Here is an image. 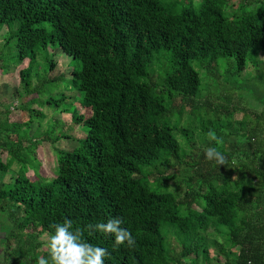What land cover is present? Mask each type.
I'll list each match as a JSON object with an SVG mask.
<instances>
[{
    "label": "trees",
    "instance_id": "obj_1",
    "mask_svg": "<svg viewBox=\"0 0 264 264\" xmlns=\"http://www.w3.org/2000/svg\"><path fill=\"white\" fill-rule=\"evenodd\" d=\"M166 1L0 0L6 44L13 41L17 64L29 59L19 72L25 92L35 95L41 85L65 79L40 78L34 86L31 80L38 75L37 53L60 49L76 62L69 79L89 111L71 112L85 135L71 151L55 155L51 179L39 173V143L23 130L32 120L9 124L6 106L4 118L0 112V223L11 221L6 239L19 241L16 252L26 263L48 254L38 239L54 223L72 219L74 226H86L116 216L135 236V246L115 247L113 236L84 234L108 249L105 264H213L210 247L223 264H264V96L254 109H240L242 99L229 95L226 107L209 104L210 126L220 121L221 107L228 111L227 123L212 128L215 134L195 115L210 141L184 161L192 175L183 198L168 190L175 175L164 176L185 156L177 138L183 108L201 110L195 104L202 87L198 68L213 84L222 79L237 91L252 80L264 82V0H246L249 8L232 18L224 0L190 1L178 13ZM165 55L170 70L161 71ZM222 59L233 61L225 77L213 66ZM46 63L52 71L55 64ZM155 66L159 83L153 81ZM64 98L46 104L59 108ZM181 133L193 149L189 129ZM211 146L228 163L206 159ZM169 229L178 238L177 252L169 248Z\"/></svg>",
    "mask_w": 264,
    "mask_h": 264
},
{
    "label": "rangeland",
    "instance_id": "obj_2",
    "mask_svg": "<svg viewBox=\"0 0 264 264\" xmlns=\"http://www.w3.org/2000/svg\"><path fill=\"white\" fill-rule=\"evenodd\" d=\"M166 1V0H165ZM190 1L194 4L200 0H176L174 3L167 4L175 5L174 11L176 13L180 12L183 7L189 6ZM249 1V0H247ZM256 0L250 1L255 2ZM221 3V1L219 0ZM228 2V3H227ZM246 0H224L222 1V6L224 9L227 6L228 18H232L233 12L240 13L242 10L248 9L249 7L245 6ZM196 5V4H195ZM232 5V6H231ZM252 5V4H251ZM250 5V7H251ZM231 7V9H230ZM226 13V12H225ZM8 36L7 27L3 26L0 28V112H2V117L4 118L5 106L9 110L7 115L9 124H25L27 120L31 119L32 122L27 124L23 130L30 137L36 140L39 145L35 151L36 157L40 163L39 173L41 176L51 179L54 176L55 170V155L59 151H71L77 144V140L84 138L85 129L82 126L75 124L71 120V112L75 109L78 114L88 116L89 111L80 106V96L77 91L72 87V82L70 81L71 71L76 66L69 56L65 55L60 49L59 50H47V52L41 51L36 55V63L38 65V75H31V80L33 86L39 83V79H52L58 78L60 75H64L65 79H62L56 84H48L45 86H40L35 95L31 93H26L24 88L21 85L19 72L21 69H24L28 66L29 59L24 60L22 64H17V54L15 50L13 41L7 46L6 37ZM168 56L165 55V61L162 64V69L167 67L170 70L168 65ZM261 60L264 62V54L260 56ZM50 60L55 64V67L52 71L47 67L46 61ZM233 61L230 62V64ZM220 67H216V64H213L215 68V74L217 76L224 74L228 76V71L232 69V66L229 64L228 59H222L218 62ZM196 63L193 66L196 68ZM263 66V65H262ZM197 69V68H196ZM264 69V67H263ZM167 70V72H169ZM200 71V78L202 81L201 91L197 99H195V104L197 107L201 108L199 112H192L190 107L185 106L181 115V120L177 130V138L182 146L184 157L181 158V166H177L176 169L172 167L166 168L164 170V176L175 175V179H172L168 182V190L171 191L176 199H181L184 197L186 192V184H188V177L192 175L191 169L185 165L184 161H187V158L193 153H197L195 149H201L205 145V142L210 141V136L204 135L202 132V125L200 122L195 121L196 118L199 120V115L203 125H207L210 129H214L218 126L219 122L227 123L225 121L228 111H225L222 107L220 108V114L217 116L220 119L219 122H214L210 126V122L215 120L213 110L209 108L217 106H228L227 99L229 97L236 96L237 99H242L239 107L244 109H254L258 106V96H264V82L261 79H255L248 83H245L244 87L240 90H233L226 83L222 82V79H218L217 84L209 79L210 77L205 76L203 68H198ZM248 73L254 74L253 67L248 66ZM153 81H158V69L157 66L154 67L153 72ZM160 81H158L159 83ZM65 97L64 100L60 103L59 108H55V105L51 103L50 105L46 104V100L49 98L59 99ZM225 96V97H224ZM227 98V99H226ZM234 102V101H233ZM236 102V101H235ZM180 103L179 98L176 99L173 104L174 107H177ZM258 103V104H257ZM238 104V102H236ZM235 105L231 103L233 108ZM64 109H69L64 111ZM178 114V112H176ZM199 114V115H198ZM43 116V117H42ZM176 117V116H175ZM235 118L240 119L238 114ZM183 128L189 129V136L194 148L188 146L184 141L181 130ZM212 133L215 134V131ZM211 133V134H212ZM66 136V138H65ZM205 147V146H204ZM15 169V167L13 168ZM10 171L4 178V181L9 180V175L13 172ZM151 171V170H150ZM28 175L33 176V172L29 171ZM8 218H2L4 222L0 223L1 230L5 237L8 236L11 221L7 220ZM211 232L213 230L209 229ZM31 233V230H26L23 234ZM168 243L171 252H177L179 250L178 238L176 237L175 230L169 229L168 231ZM217 237V235H213ZM219 238V237H218ZM47 236H41L38 241L46 245ZM3 245L2 261L3 264H38L33 261H26L23 259L22 254H18L19 241H8ZM45 248V247H44ZM44 248L40 251L43 252ZM210 258L212 259L213 264H223V257L218 255V252L215 248L210 247L209 250ZM217 260V261H216Z\"/></svg>",
    "mask_w": 264,
    "mask_h": 264
},
{
    "label": "clouds",
    "instance_id": "obj_3",
    "mask_svg": "<svg viewBox=\"0 0 264 264\" xmlns=\"http://www.w3.org/2000/svg\"><path fill=\"white\" fill-rule=\"evenodd\" d=\"M204 155L206 159L215 161L217 165L228 163L216 146L208 147ZM122 224V220L116 216L86 226H74L72 219L54 223L51 225L52 230L46 234L48 254L42 255L38 264H105V257L110 255L108 249L87 241L85 231H94L106 237L113 236L115 247L135 246V236Z\"/></svg>",
    "mask_w": 264,
    "mask_h": 264
},
{
    "label": "crops",
    "instance_id": "obj_4",
    "mask_svg": "<svg viewBox=\"0 0 264 264\" xmlns=\"http://www.w3.org/2000/svg\"><path fill=\"white\" fill-rule=\"evenodd\" d=\"M5 242H6V237L3 234V231L1 230V226H0V264H3L2 253H3V245H4Z\"/></svg>",
    "mask_w": 264,
    "mask_h": 264
}]
</instances>
